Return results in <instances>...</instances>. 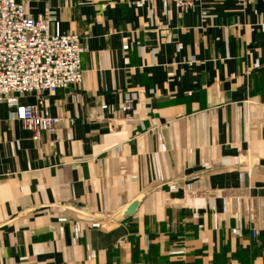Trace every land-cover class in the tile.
<instances>
[{
  "label": "crops",
  "instance_id": "0c3cea01",
  "mask_svg": "<svg viewBox=\"0 0 264 264\" xmlns=\"http://www.w3.org/2000/svg\"><path fill=\"white\" fill-rule=\"evenodd\" d=\"M17 1L83 82L0 105V264H264V0Z\"/></svg>",
  "mask_w": 264,
  "mask_h": 264
},
{
  "label": "built area",
  "instance_id": "2783aa9c",
  "mask_svg": "<svg viewBox=\"0 0 264 264\" xmlns=\"http://www.w3.org/2000/svg\"><path fill=\"white\" fill-rule=\"evenodd\" d=\"M171 1L181 10L193 5L192 0ZM51 17V13L33 17L23 3L0 0V105L14 109V118L33 132L35 141L44 133L55 134L60 118L42 116L38 105L22 104L20 96H53L83 82L82 38L75 33L53 34ZM120 108L130 117L136 111L134 99H126ZM245 167L251 175L250 157Z\"/></svg>",
  "mask_w": 264,
  "mask_h": 264
},
{
  "label": "water",
  "instance_id": "95a60500",
  "mask_svg": "<svg viewBox=\"0 0 264 264\" xmlns=\"http://www.w3.org/2000/svg\"><path fill=\"white\" fill-rule=\"evenodd\" d=\"M142 196L141 197H139L138 199H136L127 209H126V211H124V213H123V217H129V216H134L136 213H137V211H138V209H139V207H140V204H141V202H142Z\"/></svg>",
  "mask_w": 264,
  "mask_h": 264
}]
</instances>
